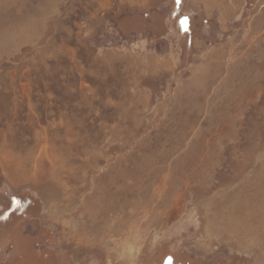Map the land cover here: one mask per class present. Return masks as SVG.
Returning <instances> with one entry per match:
<instances>
[{
  "label": "rangeland",
  "instance_id": "374dc122",
  "mask_svg": "<svg viewBox=\"0 0 264 264\" xmlns=\"http://www.w3.org/2000/svg\"><path fill=\"white\" fill-rule=\"evenodd\" d=\"M174 9L0 0V264H264V0Z\"/></svg>",
  "mask_w": 264,
  "mask_h": 264
},
{
  "label": "trees",
  "instance_id": "16d2710c",
  "mask_svg": "<svg viewBox=\"0 0 264 264\" xmlns=\"http://www.w3.org/2000/svg\"><path fill=\"white\" fill-rule=\"evenodd\" d=\"M183 0H175V9L173 12V16H179V20L181 21V32H188L189 29L191 28L192 25V18L190 15H179V12L181 10V4H182ZM11 204L9 206L8 209H6V211H4V213L0 216V225L2 224L1 222H7L10 218H12V214L14 212H19L20 210L15 209L14 206V202L13 199H11ZM3 225V224H2ZM3 227V226H2ZM2 248H1V243H0V257H1V252Z\"/></svg>",
  "mask_w": 264,
  "mask_h": 264
}]
</instances>
